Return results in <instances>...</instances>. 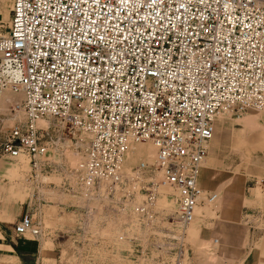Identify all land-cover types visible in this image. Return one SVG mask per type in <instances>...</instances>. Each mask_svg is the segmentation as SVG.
Masks as SVG:
<instances>
[{
	"label": "built area",
	"instance_id": "built-area-1",
	"mask_svg": "<svg viewBox=\"0 0 264 264\" xmlns=\"http://www.w3.org/2000/svg\"><path fill=\"white\" fill-rule=\"evenodd\" d=\"M5 93L25 120L2 152L29 162L34 188L18 239L44 238L41 175L54 162L39 124L53 121L83 144L54 188L79 223L87 215L96 235L110 227L127 244L168 231L187 248L197 211L220 201L198 184L219 119L264 110V0H13L0 36ZM147 143L155 160L127 168Z\"/></svg>",
	"mask_w": 264,
	"mask_h": 264
},
{
	"label": "rangeland",
	"instance_id": "rangeland-1",
	"mask_svg": "<svg viewBox=\"0 0 264 264\" xmlns=\"http://www.w3.org/2000/svg\"><path fill=\"white\" fill-rule=\"evenodd\" d=\"M12 1L0 0V36L7 33ZM18 99L8 93L0 96V238L6 237L0 240V264H26L20 262L10 245L14 244L15 225L30 210L34 189L30 166L27 160H12L2 152L12 127L25 120L24 114L12 111ZM252 113L242 117L227 115L217 123L204 179L215 186L220 201L214 208L199 209L188 232L187 248L174 242L168 231L145 243L134 240L127 244L110 227L96 235L95 224L88 223L87 215L79 223L76 204L54 188L64 184L65 170L79 162L83 144L79 135L64 129L63 125L53 121L39 124L50 128L47 138L53 143L48 160L54 164L41 175L44 186L40 192L45 201L38 210L44 227L43 248L53 250V261L47 264H173V258L179 253L184 257V249L185 264H264V142L256 136L255 122L249 121ZM140 157L134 153L127 168L155 160L145 161ZM9 170H16L17 176L12 177ZM51 183L55 186H50ZM230 184L232 187L226 188ZM255 188L260 192V199L255 197ZM228 195L237 198L229 199L224 211L223 202ZM159 205L163 210L173 208L172 202L165 198ZM217 228L218 233L231 241L232 247L237 236L245 237L246 255L241 260L221 256L218 248L217 253L215 249L210 252Z\"/></svg>",
	"mask_w": 264,
	"mask_h": 264
},
{
	"label": "crops",
	"instance_id": "crops-1",
	"mask_svg": "<svg viewBox=\"0 0 264 264\" xmlns=\"http://www.w3.org/2000/svg\"><path fill=\"white\" fill-rule=\"evenodd\" d=\"M250 112H254V113H252L249 116L250 117L249 121L255 122V128H256L255 131L257 133L256 136L259 139L263 138V142H264V110L261 112H258V111H250ZM204 170H205V167L202 169L201 174H200V178L198 182L199 187L205 191H214L215 186L207 184L204 179ZM231 187L232 186L230 184L226 188L229 189ZM255 197L257 199H260L261 197L260 192L257 190V188H255ZM232 198L235 199L237 197H233L231 195L225 196V200L223 202L224 211L227 210V203L229 199H232ZM217 231H218V228L215 230L213 235L216 237L215 240H218L219 242L218 243L219 254L225 258L241 260V258H243V256L246 255L245 237L242 238L240 236H237L235 247H232L230 246L232 244L231 241H229L221 232L218 233ZM0 240L4 241L6 240V237L4 236V239L0 238ZM239 240H242V242H240ZM10 247H11V250L18 257L20 262L23 261L26 264H47L48 261H53V255H52L53 250H50V249L47 250L43 248V244L41 241L38 242L35 240H30V239H27V240L18 239L14 234V244H11Z\"/></svg>",
	"mask_w": 264,
	"mask_h": 264
},
{
	"label": "bare ground",
	"instance_id": "bare-ground-1",
	"mask_svg": "<svg viewBox=\"0 0 264 264\" xmlns=\"http://www.w3.org/2000/svg\"><path fill=\"white\" fill-rule=\"evenodd\" d=\"M11 95H13V94H11ZM14 96H16L17 99H18L17 95H14ZM40 124L41 125H45L46 122L42 121V122H40ZM151 145H152L151 143H147V144H139V145L134 146L132 148L131 155L128 158V162L126 164V167L128 166V163L130 162V159H131V157H132V155L134 153L136 154V156H141L140 158H144L145 161L153 160L155 158V156H156V150H155L154 146L153 145L151 146ZM143 147H145V148H143ZM206 164H207V162H206ZM9 172L11 173L12 177H16L17 176V171L16 170L15 171L9 170ZM198 211H197V213H198Z\"/></svg>",
	"mask_w": 264,
	"mask_h": 264
}]
</instances>
